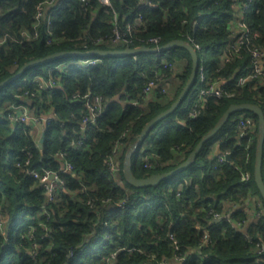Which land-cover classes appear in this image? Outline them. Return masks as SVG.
<instances>
[{"label": "trees", "instance_id": "16d2710c", "mask_svg": "<svg viewBox=\"0 0 264 264\" xmlns=\"http://www.w3.org/2000/svg\"><path fill=\"white\" fill-rule=\"evenodd\" d=\"M44 1L0 0V42L6 39L0 44V82L24 64L56 52H84V46L123 50L122 46L92 47L89 42L90 38L109 35L114 19L122 29L127 25L133 28L132 48H151L146 44L151 38L159 39V47L174 40L185 41L195 22V42L203 48L198 59L205 57L201 64L211 81L224 80L225 96L206 99L199 115L191 119L189 111L201 89L196 79L181 106L158 123L133 154L131 171L138 179L178 167L230 105L253 104L264 109V84L257 78L238 82L252 68L251 51L264 50V0H258L247 13L248 38L225 63L220 57L230 42L227 27L235 16L232 4L239 0H109L107 8L98 0H58L50 26L55 41L50 46L45 43L44 19L36 39L20 35L31 30L36 7ZM85 58L89 57L63 58L34 67L0 90V214L5 221L0 230V264H159L173 254L167 241L169 233L180 242L182 251L188 252L185 264H264V252L257 253V244L264 246V219L249 221L239 229L234 224L245 218L239 210L231 214V222L210 225L207 216L210 210L226 214L229 206L249 200H259L264 207L253 180L257 133L250 135L254 142L249 146L248 138H240L236 127L238 118L253 114L231 115L184 172L156 187L136 189L122 180L125 155L145 125L178 97L189 78L191 58L185 50L173 48L157 55L98 58L96 66L76 69L73 63ZM183 60L180 85L169 102L163 104L164 97L157 95L145 107L131 104L144 103L142 90L149 81L169 78L163 61L174 65ZM58 63L67 66L57 73L56 88L30 100L21 99L24 92L35 91V77L46 76L48 68ZM88 92L103 100L104 111L93 125L83 129L81 121L88 112L82 98ZM20 104L30 106L36 115L50 110L56 115L44 129L41 149L26 136L23 126H12L6 119L8 109ZM123 134L125 138L120 139ZM80 140L82 146L78 145ZM118 141L122 145L120 166L118 175H112L105 158ZM59 151L66 153L74 172L60 175L65 191L47 208L48 219L38 217L45 195L29 172H57L55 154ZM217 154H227L228 158L219 163ZM28 155L31 158L24 167ZM148 155L155 161L145 169ZM245 172L249 179L243 182L241 174ZM121 201H125L123 206L117 207ZM31 227L32 237L26 235ZM204 235L206 242H202ZM33 247L36 256L30 257ZM129 249L137 252L128 253ZM114 253L112 262L110 255Z\"/></svg>", "mask_w": 264, "mask_h": 264}, {"label": "built area", "instance_id": "2783aa9c", "mask_svg": "<svg viewBox=\"0 0 264 264\" xmlns=\"http://www.w3.org/2000/svg\"><path fill=\"white\" fill-rule=\"evenodd\" d=\"M87 0H80L81 3H86ZM258 0H239L234 1L232 4V10L235 13L234 19L231 23L228 24L227 31L229 34L230 42L224 47L221 55L222 63L231 60L234 57V54L238 51L239 47L245 43L249 35V29L245 22L246 15L249 11H251ZM98 3L102 7H110L109 0H98ZM58 9V0H46L41 2L36 7V14L34 16V21L31 25V30L29 32L22 31L20 33L23 39L33 40L38 37V28L40 21L42 19L45 20L47 27V37L45 39L46 45H52L55 41L53 34L50 31L52 17L55 15ZM195 22L192 24L191 32L185 37V43L190 45L196 54H201L203 52L202 46L195 42L194 30H195ZM134 30L131 26L127 25L122 29L118 24L117 20L114 19V23L111 27V33L109 35L99 36L97 38H90L89 42L92 47H99L102 45L118 47L122 46L124 49H131V37ZM253 38L256 35H252ZM6 39L1 40L0 44L5 43ZM146 44L151 45V48L159 47V39L151 38L146 41ZM148 46V45H144ZM84 52L92 51L91 48H87L84 46ZM138 48V47H134ZM96 49V48H93ZM251 60H252V68H250L243 76L238 79L240 84H244L252 79H259L264 84V50L259 48H254L251 51ZM205 59L199 58V65L197 70L196 79H198L199 84L201 85V89L195 95V101L190 108L189 115L191 119L196 118L202 107V103L206 101L208 98L221 99L225 96V88H224V80H216L211 81L207 76L203 63ZM99 63L98 57H89L82 60L75 61L73 64L76 69L79 70H87L89 67H94ZM185 61H181L177 64L170 65L166 63V61L162 62L163 69H167L170 72L169 78L157 77L154 81H149L144 89L142 90V96H144V100L152 93L155 95H160L162 97H167L169 95V90L164 86L167 81H170L172 85L177 89L180 85L179 75L184 67ZM65 64L58 63L52 65L48 68L46 76H37L34 78L33 83L35 84V91L29 92L26 91L22 95L21 99L30 100L34 98L40 92H47L48 90L54 89L57 87L59 76L58 72H62L66 69ZM73 98L77 99V95H74ZM82 100L84 101V107L86 108L88 115L83 117L81 121V125L83 129H87L91 125H93L96 120L101 116L104 111L103 100L98 97L92 95L88 92L83 96ZM132 105L141 106L142 104L139 101L131 102ZM263 120H264V109L262 110ZM6 119L9 121L11 125H20L23 126L26 131V136L32 139L35 143L37 139L38 127H42L44 130L47 126L51 124V121L56 120V115L54 112L50 114H34L33 110L30 106L25 104H20L16 106H11L7 113ZM236 127L238 132L240 133V138H248L249 146L254 142L253 138L250 136L251 134L257 133V119L252 116H242L238 118ZM125 138V134L121 136L120 139ZM258 138V133H257ZM257 142V140H256ZM84 144L82 140L78 141V145L82 146ZM38 146V145H37ZM84 147L89 150L90 148L86 145ZM122 150V145L119 143H115L112 151L105 158V165L109 173L112 175H118L119 171V156ZM217 162L223 163L227 159V154H217L215 155ZM31 156L28 155L27 159L24 162V167L28 166L29 160ZM55 159L59 163V170L57 172L45 171L44 173H39L38 171L32 170L29 172V175L35 179L38 184L42 187L45 195V201L43 205L40 207L38 211V217H46L48 219V211L47 208L50 204L56 202L58 198V194L61 191H65L66 185L65 182L60 178L61 174H72L74 172L73 166L66 160V153L64 151H59L55 154ZM155 159L153 155H148L144 158L143 167L145 169H150L154 163ZM19 167V164H17ZM262 177L264 181V166H262ZM249 174L247 172L241 174V180L243 182L248 181ZM127 197V194H126ZM125 201H121L116 204L117 207H122ZM89 203V202H87ZM239 210L241 214L246 218H243L236 224H234L235 228H241L247 222L249 223L251 220H259L264 219V207L259 200H249L246 203L241 204L240 206L234 205L229 206L227 208V213H216L214 211H208L207 216L210 219V225H212L213 221H227L231 222V214L235 211ZM98 216V215H97ZM4 219L0 214V230L4 227ZM96 224L93 225V227ZM104 225H107V222H104ZM34 228H30L27 230L26 235L31 236ZM107 240L109 238H106ZM206 235L202 237V242H206ZM167 241L170 243V246L173 250L172 257L162 258L159 264H185L188 259V252H184L181 249L180 242L174 237L173 234L169 233L167 235ZM201 247V246H199ZM128 253H135L137 249H129ZM264 252V246L257 244V253L261 254ZM30 257L36 256L35 247L28 253ZM146 257H151V255L146 254ZM155 257V256H154ZM116 258V253L110 255V261H114Z\"/></svg>", "mask_w": 264, "mask_h": 264}, {"label": "water", "instance_id": "95a60500", "mask_svg": "<svg viewBox=\"0 0 264 264\" xmlns=\"http://www.w3.org/2000/svg\"><path fill=\"white\" fill-rule=\"evenodd\" d=\"M173 48H181L189 54L191 58V72H190L189 78L186 84L184 85L183 89L179 93L178 97L172 103V105L166 111L160 113L159 115H157L155 118H153L151 121H149L145 125L137 141L127 151L124 162H123V166H122V180L127 185L133 188L143 189V188H148V187H156L161 182L166 181L172 177H175L176 175L184 172L194 163L196 156L200 152L203 144L209 139L213 138L220 131V129H222V127L227 123L231 115L235 113H241V112H250L256 117L257 127H258V131H257L258 138H257L256 146H255L256 147L255 148V159H254V167H253V180L258 190V193L264 203V181L262 177L263 147H264V120H263L261 108L253 104L230 105L227 108V110L223 113V115L221 116L219 121L216 123V125L201 139V141L198 143V145L192 151V153L188 156V158L184 162L179 164L178 167H176L175 169L162 173V174H154V175H151L143 179H138L132 174L131 158L133 154L135 153V151L140 147V145L149 135L151 130L158 123L166 119L168 116L174 113L181 106L184 99L186 98V96L188 95L191 88L196 82L199 59L194 49L182 40H174L158 48H148V47L142 46L138 48L123 49V50H98L97 49V50H92L89 52H81V51L56 52L44 58L33 60L31 62L24 64L22 67L18 69V71L14 75L0 82V90H2L6 85L10 84L11 82L18 80L26 71L34 67H37V66L53 63L63 58L90 57V56H95L98 58L136 57L141 54L157 55V54L166 52ZM43 142H44V133L41 134V137L37 143L39 149L42 148ZM219 222L220 221H213L212 224H217Z\"/></svg>", "mask_w": 264, "mask_h": 264}, {"label": "crops", "instance_id": "0c3cea01", "mask_svg": "<svg viewBox=\"0 0 264 264\" xmlns=\"http://www.w3.org/2000/svg\"><path fill=\"white\" fill-rule=\"evenodd\" d=\"M164 86L169 90V95H168L167 97L163 98V100H162V103H163V104L169 102V101L172 99V96H173V94H174V92H175V90H176V88L174 87V85H172V83H171L170 81H167V82L164 84ZM155 98H156L155 93H152L150 96H148V97L146 98V100L144 101V103H143L141 106H142V107H145L147 103H149V102L155 100ZM51 112H53V111L50 110V111L48 112V114H50ZM12 126H13V125H12ZM43 132H44V130H42V129H41V133H39V131H38V133L40 134V137H41V134H42ZM38 133H36L37 136H38ZM39 139H40V138H39ZM37 143H38V142H37ZM250 221H253V220L250 219Z\"/></svg>", "mask_w": 264, "mask_h": 264}, {"label": "rangeland", "instance_id": "374dc122", "mask_svg": "<svg viewBox=\"0 0 264 264\" xmlns=\"http://www.w3.org/2000/svg\"><path fill=\"white\" fill-rule=\"evenodd\" d=\"M201 59H205V57L203 55H201ZM41 129L42 127H38V131L39 133H41ZM38 133V136H37V139H36V142H38L39 138H40V134Z\"/></svg>", "mask_w": 264, "mask_h": 264}]
</instances>
